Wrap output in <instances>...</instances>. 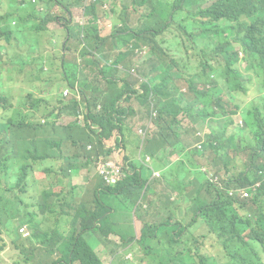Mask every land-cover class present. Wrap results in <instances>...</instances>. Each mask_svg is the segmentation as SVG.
<instances>
[{
  "label": "trees",
  "instance_id": "16d2710c",
  "mask_svg": "<svg viewBox=\"0 0 264 264\" xmlns=\"http://www.w3.org/2000/svg\"><path fill=\"white\" fill-rule=\"evenodd\" d=\"M99 2L93 0V7L88 9L89 24L76 33L67 32L58 53L62 77L56 79L54 89L39 92L37 97L29 93L18 104L0 92V252L7 248L6 236L19 255L15 264H103L87 235H98L103 246L115 232L117 212L124 217L133 214L132 219L142 224L136 230L138 239L124 231L118 236L123 248L138 251L133 262L126 264H218L202 252L208 240L199 229L203 223L208 236H215L221 246L224 264H264V0H129L133 13L139 15L137 22L132 23L128 7L121 25L111 33L97 18L95 5ZM17 3L22 6L30 0ZM4 5L10 6L7 0H0V6ZM56 6L63 9L66 4L57 2ZM13 14L0 13V73L8 54H3L2 43L8 50L14 47L10 40L15 33L6 22ZM30 17L17 19L25 22ZM73 38L76 40L70 41ZM141 47H148L151 55L139 73L153 84L152 88L143 86L142 97L147 103L150 92H154L159 117L165 114V101L174 97L176 81L183 73L191 93L196 92L201 80L212 84V75H219L220 86L205 94L207 100L213 98L220 105V112L206 116L216 126L226 118L232 124L231 117L242 106L228 114L224 96L246 95L248 84L257 80L260 95L242 113L254 119L252 136L242 132L250 126L245 118L243 127L229 134L196 117L193 125L202 124L210 130L202 150H189L190 160L208 167L207 173L199 172L201 178L183 174L180 168L172 173V189L155 194L151 186L143 188L136 182L139 174L128 165L119 185H100L98 177L93 198L79 200L76 188L66 181L85 167L83 162H92L99 154L108 158L118 150L119 139L112 147L110 139L122 131V116L128 113L126 103L136 91L132 79L117 77L115 66H131L135 50ZM240 53L248 56L246 63L252 69L248 77L246 68L238 66ZM228 54L232 59L224 64ZM77 55L87 59L85 67ZM109 60L114 66L107 64ZM86 70L91 75H86ZM63 89L73 94L78 90L82 101L64 97ZM83 106L85 113H80ZM67 116L71 120L62 124ZM156 126L157 130L167 129L162 121ZM155 141L149 140L148 148L153 149ZM216 172L222 175L220 185L210 183L211 174ZM236 178L244 186L233 184ZM245 187L253 188L256 222L235 218L232 206L236 198L228 196L231 190ZM105 196L115 198L118 207L106 203ZM184 206L187 215L178 219L176 212ZM224 206L229 208L223 211ZM162 226L169 229L164 240L157 238ZM24 227L26 234L21 232ZM248 236L251 238L246 242L251 246L244 241ZM255 246L257 251L252 250Z\"/></svg>",
  "mask_w": 264,
  "mask_h": 264
},
{
  "label": "crops",
  "instance_id": "0c3cea01",
  "mask_svg": "<svg viewBox=\"0 0 264 264\" xmlns=\"http://www.w3.org/2000/svg\"><path fill=\"white\" fill-rule=\"evenodd\" d=\"M45 0H30V5L33 7L28 8L25 4L22 6H18L17 0H7V2L10 4L0 6V13L6 14L7 12L14 13L11 17H13L12 25L13 26H19L21 23L27 28V32L29 34H41L47 29L49 31H54V35L51 37L52 41H61L59 43L60 49L64 41H66L67 38V32L69 30L76 33L77 31H80L83 29L87 24H89V20L91 17L89 16L88 9L93 7L92 2L93 0H77L76 2H73V0H52L50 6H44V4L41 6L39 2H44ZM104 1H110L112 2V14L111 15H102V11L100 10L101 4L103 3V0H100L99 3H97L95 6H97V18L99 20L100 25L103 27H106L107 32H112L113 28L119 24L121 25L122 19L124 16V10L128 7V15L132 21V23L137 22L139 15L137 16L136 13H133L132 8L129 6V0H104ZM57 2H62L66 4V7L63 9L59 6H56ZM47 10L48 17L54 19V16H57L56 12L59 11L60 13L69 16V18H65V20H68L70 26L68 27H61L57 28L55 26V23L44 27V20H38V14L43 10ZM106 13H111L107 11H103ZM105 13V14H106ZM104 14V15H105ZM28 15H31L29 20L25 22L18 21V17L22 16L23 18H27ZM47 23V21H45ZM16 39V34L11 38ZM10 40V41H11ZM76 39H71L70 41H74ZM39 41H42L39 39ZM69 41V42H70ZM19 41H13L14 47L9 48L6 45L5 42L2 44L5 45L2 48L3 54L8 53L6 56H4V64L2 68V72L0 73V81L4 77L3 73L5 71L12 72L16 69H22V64L20 62H15L12 60L11 55L12 52H14L17 49H21L18 45ZM5 49V50H4ZM31 53H35L34 50H30L27 57V63L36 65L38 70L43 73L45 70V67L43 63L48 62V65L50 67L47 82H51V80L54 81V84H56V79H60L62 77V72L59 68V62L60 60L57 59L53 53H46L44 52L43 55L40 56L39 59H33L31 56ZM80 55V54H79ZM78 57L79 62L85 67V64H87V59L83 56ZM151 55L150 49L148 47H141L135 50V54L132 60V65L129 67H125L123 65L115 66L116 70H118L117 77L120 79H132L135 82L134 90L136 91V94H131L130 99L126 103V106L128 107V113L126 115L122 116V120L124 122L120 124L121 132H116L115 136L110 139V147L113 146L114 142L119 139V145L116 146L117 151H115L111 157L113 158L116 155H119L120 152H123L122 159L123 162L128 166H130L132 169H134V173L137 172L139 174V178H135L136 182L143 186V188H146L147 186H151L153 192L155 194H161L162 191L165 188L172 189V186L168 183H166L167 179V173H177L180 171L183 174H192L194 176H198L199 172L201 173H207L208 167L205 165H197V161H192L190 158L188 161L181 157L180 155H175L171 149H167L165 146H163L164 141V132L165 130H157L151 127L152 123H155L157 121H162L166 123L167 129H171L173 124H182L183 119H177V115H184L183 117H186L191 120V123L194 124V120L197 117L198 120H202V115L205 114L206 116L208 113L213 112H220V105L216 103L215 99L211 98L207 100L205 98V94L210 90H215L216 86L221 84V79L219 78V75L217 73H214L211 77L212 84H206L203 80H201L196 88L195 93H191L189 91V86L186 80V75L183 73V78H180L176 81V88L177 91L175 94L181 89L182 93L175 98L173 104L171 103L172 99L167 98L165 101V114H163L161 117H159L160 113V106L158 104V101L156 100L155 94L153 91L150 92L148 102L144 100L142 95L144 94V90L142 89L144 85H149L151 88L153 87V84L151 81L140 75L139 71L144 66L145 61L149 58ZM22 58V56H19ZM98 57L101 59V56L98 55ZM20 58V59H21ZM114 58V57H113ZM70 60V59H68ZM12 63V67H8ZM107 64L109 66H114V61H108ZM239 68H241V65H238ZM25 67V66H24ZM215 69H220V65H215ZM86 75H91L90 70L85 71ZM158 81H156L157 83ZM184 87L186 89H184ZM0 88H1V82H0ZM51 89H54L52 86H45L43 88H36V92H50ZM64 97H75V99L78 102L82 101V95L77 90L76 94H73L70 89H63L62 90ZM32 93V92H29ZM28 93V94H29ZM1 94L6 95L5 92H1ZM45 94V93H43ZM174 94V96H175ZM234 94V98L227 97V100H225V110L229 114L231 111H236L237 106L239 104L236 103L237 101V95ZM7 96V95H6ZM26 97V96H25ZM23 97L20 101L24 100ZM34 97H37L34 96ZM174 98V97H173ZM19 101V102H20ZM253 101V100H252ZM251 101V102H252ZM18 102V103H19ZM17 103V104H18ZM253 103V102H252ZM231 104L234 105L235 109L231 108ZM246 105H242L241 109L238 111L239 115L240 112L243 113L242 107L245 108ZM101 109V106H99ZM170 108V110H169ZM176 109V110H175ZM85 107L83 106L80 113H85ZM1 115V112H0ZM243 116V115H242ZM71 116L64 117L61 121L62 124L67 120H71ZM146 117V120H145ZM244 117V116H243ZM158 119V120H157ZM157 120V121H156ZM229 118L222 119L219 123H217L218 131L222 132L223 130H226L229 134H236L238 128L243 127L244 121H235L232 124L229 122ZM198 128H205V126L201 125H193L191 127V135H187V132L185 135L178 136L175 139V144L177 148L183 152L184 155L189 154V150L191 149H203L204 145L206 144L205 139V130H197ZM95 129H98V127H95ZM156 139L155 141V147L153 149L148 148V141ZM114 146V147H115ZM94 150V148L90 149ZM125 157L128 158L125 160ZM106 158L103 155L94 157V160L83 162L82 164L85 166L76 174H72V177L66 181L68 185H72L76 188V195L77 191L81 189V187H85L88 182L93 183L96 178L99 177L98 175V168L102 161H104ZM99 162V163H98ZM220 168V166H217ZM216 167V170H218ZM186 168V169H184ZM219 172L212 173L210 178V183H217L218 185L221 184L222 175L219 174ZM99 187V186H98ZM98 187L95 189L94 193L97 191ZM244 190L247 191V188H238L233 190ZM78 196V195H77ZM79 200H81L79 198ZM145 210H147V207H145ZM203 223V222H202ZM203 225L206 227V225L203 223ZM207 232L209 234V230L206 227ZM215 239V236L210 235Z\"/></svg>",
  "mask_w": 264,
  "mask_h": 264
},
{
  "label": "rangeland",
  "instance_id": "374dc122",
  "mask_svg": "<svg viewBox=\"0 0 264 264\" xmlns=\"http://www.w3.org/2000/svg\"><path fill=\"white\" fill-rule=\"evenodd\" d=\"M77 0H73V2H76ZM52 0H45L44 2H39V4L42 6L46 7L47 5L50 6ZM28 8H33L30 4H26ZM100 10L102 11V15L105 16L104 14L107 12L112 13V2L110 1H104L101 4ZM57 16L52 19L48 17V12L47 10L43 9L39 14H38V20H44V27L55 23V26L59 29L61 27H68L70 26L68 20H65V18H69V16L60 13L59 11L56 12ZM65 17V18H64ZM13 17H8L6 22H7V27L11 31H13L16 34V39H12L11 41H19L18 45L22 48L17 49L14 52H12L11 58L15 62H20L22 64L21 68L22 69H16L13 70L12 72L5 71L3 73L4 77L1 79V88L0 92H5L6 95L11 96L13 98V101L15 104H17L23 97L27 96L29 92H32L34 96L37 95L38 92H36V88H43L45 86H52L54 84V81L51 80V82H47L49 80L48 78V73H49V65L48 62L43 63L45 70L43 73H41L36 65L33 64H28V53L30 50H34L35 53H31V56L33 59H39L41 55H43L44 52L46 53H53L54 56L58 59V53L60 51V45L59 43L61 41H52L51 37L54 35V31H47L41 33L40 35L35 33V34H29L27 32V28L21 23L19 26H13L12 25ZM47 21V23L45 22ZM41 39L42 41H39ZM5 50V49H4ZM19 56H22L19 57ZM228 58L223 59V63L227 64L231 59L232 56L228 54ZM248 57V56H247ZM247 57L240 53V60L239 63L241 65V69L244 70L246 68V73L247 77L252 73V69L250 65L246 63ZM21 58V59H20ZM215 59L212 58V60L208 63V69L206 72L208 73L209 68L212 64V61ZM238 61V60H237ZM25 66V67H24ZM8 67H12V63L8 65ZM225 75V74H224ZM258 82L257 80L253 79L249 84V92L246 95L243 94H238L237 96V104H242V105H247L249 104L253 99H255L260 93L258 92ZM184 89H186L184 87ZM224 92V89H221V93ZM182 93V90L180 89L172 98L171 103L173 104L174 100L176 97H178ZM264 96V92L262 93ZM227 100V97H225ZM231 108L235 109L234 105L231 104ZM244 109V107H242ZM176 110V109H175ZM242 112V111H241ZM240 112L239 115H233L231 117L232 121H240L245 120L249 123V128L242 130L243 134L246 136H252L251 132L254 131L255 123L254 119L251 116L245 115L244 117L242 116V113ZM184 115H177V119L182 118L183 123L182 124H173L171 129H166L164 132V141H163V146H165L167 149H171V146L173 148L172 152L175 155H180L181 157L185 158L186 160L189 159V157L192 155V153L188 155H184L182 151H180L176 144H175V139L176 137H180L182 135H185L186 132H188L191 127H193V124L191 123V120L183 117ZM203 122L206 123V125H213L217 127L212 121H209L206 118V115H202ZM146 120V117H145ZM197 130H207L210 132V130L205 127V128H198ZM122 157H123V152H120L119 155H116L113 158H108V159H114L117 162H122ZM99 163V162H98ZM219 167H217L218 169ZM39 177V176H38ZM198 177L201 178L202 175L198 174ZM240 177V176H238ZM173 181L172 177V172L167 173V179L166 183L170 184ZM103 183L102 179L100 180V185ZM233 184L235 185H240L244 186L242 183L238 181L236 178L235 180L232 181ZM99 185V179L96 178L93 183L88 182L85 187H81L77 191V195L80 199H84L86 197L91 200L93 197L95 189ZM226 186H222V188H225ZM247 188V192H249L248 198H239L236 196V199H234V204L232 208L235 210V218H242L245 220H252L253 222L257 221V211L255 210L254 205H252L253 201V188L252 187H245ZM237 192H233L234 195H237ZM231 194V193H230ZM228 194V196H230ZM104 200L106 203H111V206L113 208L118 207V202L116 201L115 198L112 196H105ZM229 207L224 206L223 211L227 210ZM187 206L183 207L182 211H177L176 212V217L178 219L185 218L187 213ZM136 213H139V210L136 211ZM133 214L130 216H122L119 213L115 212L114 213V221H115V227H114V234L113 236L110 237L108 241L104 243V245H101L99 236L96 234L87 235V239H89V243L93 250L98 254V256L101 258L103 264H126V263H132L134 260V257L136 253L138 252L135 247L125 249L122 247L121 239L118 237L121 235V233L124 231L125 235L128 237H133L135 236L137 239L139 238V233L138 230L140 226L142 225L141 222H139L137 219L133 223ZM199 216L202 220V213L199 212ZM131 228H128L129 225H131ZM164 224H169L165 225V227H173L172 224L170 223H164ZM164 226L160 227L158 229L157 233V238L158 239H165V233H168L167 231L169 229H166ZM128 228V229H127ZM204 230V233L207 234L208 240L207 244L203 246L202 252L204 253L205 256L213 258L216 262L218 261L220 264L225 263V257L222 248L219 246L217 241L211 237L208 236V232L205 226L200 225V228ZM198 229V230H199ZM172 230V229H170ZM194 231V230H193ZM173 232V231H171ZM251 236L245 237L244 241L246 245L251 246L252 244L247 243L246 240L250 239ZM4 240L6 242L7 248L5 249L4 252H0V264H15L19 258V255H16V251L14 248H12L10 240L4 236ZM254 246V245H253ZM253 251H257V247L255 246ZM217 262V263H218ZM218 263V264H219Z\"/></svg>",
  "mask_w": 264,
  "mask_h": 264
},
{
  "label": "built area",
  "instance_id": "2783aa9c",
  "mask_svg": "<svg viewBox=\"0 0 264 264\" xmlns=\"http://www.w3.org/2000/svg\"><path fill=\"white\" fill-rule=\"evenodd\" d=\"M151 127L155 129V124L152 123ZM99 173L103 177L104 182L109 186L118 185L124 177L122 167L113 161H107L101 164L99 168ZM242 196L246 198L249 196V193L243 192ZM21 232L22 234H25L26 229H22Z\"/></svg>",
  "mask_w": 264,
  "mask_h": 264
},
{
  "label": "clouds",
  "instance_id": "9594fccd",
  "mask_svg": "<svg viewBox=\"0 0 264 264\" xmlns=\"http://www.w3.org/2000/svg\"><path fill=\"white\" fill-rule=\"evenodd\" d=\"M226 97V95L224 96V98ZM155 124V129H157V126H156V122L154 123ZM205 127H207L208 129H209V127L208 126H205ZM95 128V127H94ZM207 133H208V131L207 130H205V139H207ZM89 149H92V147L90 146L89 147ZM202 150V149H201ZM111 157V156H110ZM109 158V157H108ZM108 158H106L104 161H102V163L101 164H103V163H105V162H107V161H113V162H115V163H117L118 165H120L121 167H122V169H123V173H124V177H123V179L121 180V181H123L124 180V178L126 177V173L124 172V168H127V165L123 162V160L124 159H122V162H117V161H115L114 159H108ZM101 164H100V166H101ZM100 166H99V168H100ZM99 168H98V175H99V178H100V180L102 179L103 180V177L100 175V173H99ZM120 181V182H121ZM103 182H104V180H103ZM120 182H119V184H120ZM105 183V182H104ZM118 184V185H119ZM105 185H107L106 183H105ZM107 186H109V185H107ZM117 186V185H116ZM116 186H109V187H116ZM238 191V193H237V195H234L233 194V192H237ZM248 191V190H247ZM247 191H244V190H231L230 191V196L231 197H235L236 198V196L237 197H239V198H244L245 199V197H243L242 196V193L243 192H247ZM249 193V192H248ZM94 195V194H93ZM93 198V197H92ZM91 198V199H92ZM246 198H248V197H246ZM136 220L135 219H133V223L135 222ZM22 229H26V233H27V228L26 227H24V228H22ZM22 231V230H21ZM25 233V234H26ZM216 240V239H215ZM220 246V245H219ZM221 247V246H220Z\"/></svg>",
  "mask_w": 264,
  "mask_h": 264
}]
</instances>
